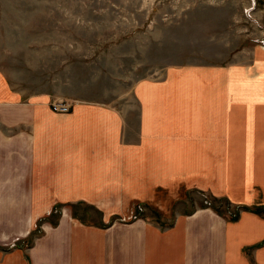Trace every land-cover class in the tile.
<instances>
[{"label":"crops","instance_id":"obj_1","mask_svg":"<svg viewBox=\"0 0 264 264\" xmlns=\"http://www.w3.org/2000/svg\"><path fill=\"white\" fill-rule=\"evenodd\" d=\"M256 23L262 38L264 0ZM252 66H170L135 81L129 108L73 100L68 112L0 70V264H264V91H247ZM258 67L263 78L264 57ZM199 194L243 210L192 205Z\"/></svg>","mask_w":264,"mask_h":264},{"label":"rangeland","instance_id":"obj_2","mask_svg":"<svg viewBox=\"0 0 264 264\" xmlns=\"http://www.w3.org/2000/svg\"><path fill=\"white\" fill-rule=\"evenodd\" d=\"M261 3L0 0V70L13 87L29 95L49 94L51 103L86 100L126 109L132 106L135 81L159 79L167 67L244 70L252 64L249 74L257 79L247 91L255 94L264 91V75H256L264 57L262 26L256 23ZM198 196H189L192 205L216 204L209 195ZM75 209L85 221L103 222L91 208ZM38 233L36 226L33 234Z\"/></svg>","mask_w":264,"mask_h":264},{"label":"trees","instance_id":"obj_3","mask_svg":"<svg viewBox=\"0 0 264 264\" xmlns=\"http://www.w3.org/2000/svg\"><path fill=\"white\" fill-rule=\"evenodd\" d=\"M228 205L229 203H224V209H221V205H217V204H210L209 207H211L214 211H216L217 213H224L225 211H228L229 217L230 219H235L238 217L240 210L243 209V206H236V207H232L233 210L228 209ZM239 207H241V209H239ZM225 210V211H224ZM256 211H261V208H255Z\"/></svg>","mask_w":264,"mask_h":264},{"label":"built area","instance_id":"obj_4","mask_svg":"<svg viewBox=\"0 0 264 264\" xmlns=\"http://www.w3.org/2000/svg\"><path fill=\"white\" fill-rule=\"evenodd\" d=\"M259 42L264 44V36L260 38ZM71 105L72 101L51 103L52 109L56 112H68L71 108Z\"/></svg>","mask_w":264,"mask_h":264}]
</instances>
